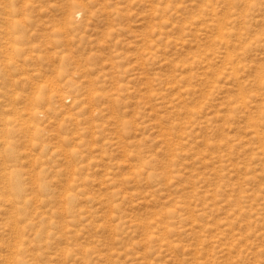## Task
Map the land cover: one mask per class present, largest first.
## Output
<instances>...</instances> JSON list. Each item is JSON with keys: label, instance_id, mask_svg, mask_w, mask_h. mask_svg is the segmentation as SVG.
Returning a JSON list of instances; mask_svg holds the SVG:
<instances>
[{"label": "rangeland", "instance_id": "1", "mask_svg": "<svg viewBox=\"0 0 264 264\" xmlns=\"http://www.w3.org/2000/svg\"><path fill=\"white\" fill-rule=\"evenodd\" d=\"M0 264H264V0H0Z\"/></svg>", "mask_w": 264, "mask_h": 264}]
</instances>
